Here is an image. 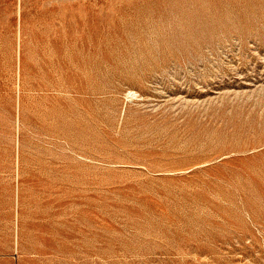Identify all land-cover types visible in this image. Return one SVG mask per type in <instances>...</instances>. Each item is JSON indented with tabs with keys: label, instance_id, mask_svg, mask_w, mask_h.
<instances>
[{
	"label": "rangeland",
	"instance_id": "374dc122",
	"mask_svg": "<svg viewBox=\"0 0 264 264\" xmlns=\"http://www.w3.org/2000/svg\"><path fill=\"white\" fill-rule=\"evenodd\" d=\"M0 264H264V0H0Z\"/></svg>",
	"mask_w": 264,
	"mask_h": 264
},
{
	"label": "bare ground",
	"instance_id": "6f19581e",
	"mask_svg": "<svg viewBox=\"0 0 264 264\" xmlns=\"http://www.w3.org/2000/svg\"><path fill=\"white\" fill-rule=\"evenodd\" d=\"M133 93V92H132ZM130 95V94H129Z\"/></svg>",
	"mask_w": 264,
	"mask_h": 264
}]
</instances>
